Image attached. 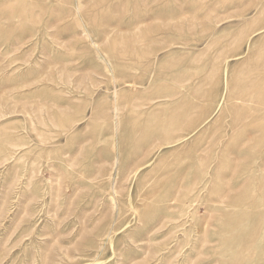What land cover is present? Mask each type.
Returning a JSON list of instances; mask_svg holds the SVG:
<instances>
[{"label": "rangeland", "instance_id": "obj_1", "mask_svg": "<svg viewBox=\"0 0 264 264\" xmlns=\"http://www.w3.org/2000/svg\"><path fill=\"white\" fill-rule=\"evenodd\" d=\"M0 264H264V0H0Z\"/></svg>", "mask_w": 264, "mask_h": 264}]
</instances>
